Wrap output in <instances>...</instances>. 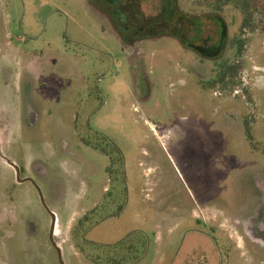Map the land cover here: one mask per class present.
I'll return each instance as SVG.
<instances>
[{"label":"rangeland","instance_id":"rangeland-1","mask_svg":"<svg viewBox=\"0 0 264 264\" xmlns=\"http://www.w3.org/2000/svg\"><path fill=\"white\" fill-rule=\"evenodd\" d=\"M237 1L245 12L176 0L209 31L208 16L226 24L222 56L206 59L166 32L133 34L142 16L158 23L162 0L117 5L128 30L100 0H0L13 40L25 42L18 57H43L0 74V264H61L51 214L7 159L60 214L64 264H77L74 244L81 264H139L149 253L140 264H264V241L243 235L264 227V0Z\"/></svg>","mask_w":264,"mask_h":264},{"label":"flooded vegetation","instance_id":"flooded-vegetation-1","mask_svg":"<svg viewBox=\"0 0 264 264\" xmlns=\"http://www.w3.org/2000/svg\"><path fill=\"white\" fill-rule=\"evenodd\" d=\"M166 5L164 7L163 5ZM164 7V9H163ZM163 11L160 14L166 13L167 17L163 15L161 18L158 17V23L151 26L141 25L138 30H136L133 34L135 35H143V36H154L159 35L161 33H168L172 38H175L183 47L187 50L197 53L206 59H215L222 56L223 51L227 44V27L221 17L218 16H208L207 18L210 23H214L216 27L215 31H209L206 26L203 24L201 19L196 17H189L181 14L176 8V0H162L161 10ZM168 18L169 20L167 21ZM146 19V18H145ZM147 21V20H146ZM246 21V19H245ZM244 21V22H245ZM244 29V28H243ZM246 29V27H245ZM209 79L206 82H202L201 85L208 87ZM247 125V124H246ZM246 129V128H245ZM248 135V134H247ZM96 152L103 153L104 156L109 157L106 151L99 146L93 147ZM109 169V168H108ZM23 173V168H21ZM30 178V177H28ZM258 214H264V207H260L258 209ZM235 229V230H234ZM231 230V229H230ZM241 230L238 227L232 226V231L235 232V236H238L237 231ZM193 231V230H192ZM243 231L246 237H250L253 241L255 239H259V242L264 241V227H250L248 225H244ZM222 233V241L224 243L229 244V246H233L232 248H236L234 241H232V235H228ZM261 240V241H260ZM231 241L233 243H231ZM212 243L215 248L222 250L221 243L218 239H213ZM257 243V242H256ZM258 243V244H260ZM238 247V245H237ZM223 259V255L220 256ZM208 259V256L204 258V260Z\"/></svg>","mask_w":264,"mask_h":264},{"label":"crops","instance_id":"crops-1","mask_svg":"<svg viewBox=\"0 0 264 264\" xmlns=\"http://www.w3.org/2000/svg\"><path fill=\"white\" fill-rule=\"evenodd\" d=\"M20 16V15H19ZM32 22L31 25L33 26V24L38 20L37 14L33 13L32 14ZM9 15H6V19H5V15L0 16V64L2 65V67H0V74H9L10 76H13L15 74H17V70L14 69L15 66L19 65V64H24V65H31L32 63L34 64V62H37L39 59H43V57L41 56H37V55H33L30 52H23V54L20 56V58L18 57V55L20 54V52L22 51V49L20 48V51L18 49V45L17 43H25L24 39L23 41L18 40V41H14L13 40V34H12V28L9 25L10 24V19H9ZM30 29H32V27H29ZM24 57V58H23ZM12 78V77H11ZM9 85V84H6ZM220 108H222V111L225 110V105H221ZM235 112L240 111L239 109H235ZM241 112V111H240ZM240 113H238V115H232L233 119L235 121L234 124H238L239 128V134L241 135L242 132V121L239 118ZM237 120V121H236ZM77 196V195H76ZM76 196H74V201L75 200H80L78 199ZM57 214V227L59 226V223L61 222L60 219V214ZM86 214L84 216L81 217V219H79V224L82 225L83 223H85L84 218H85ZM154 224V223H151ZM57 231V228H56ZM77 244H74V246H72V255L74 256L75 262H77V264H81L83 262H85L83 260V257L85 256L84 253L82 252V248ZM82 257V258H81ZM145 258H156L154 255L152 254H148L147 256H145L143 258V260ZM151 260L149 264H157L156 260L154 261ZM141 260L139 262V264L143 261ZM115 263H119L120 261H114ZM137 263V262H135Z\"/></svg>","mask_w":264,"mask_h":264},{"label":"trees","instance_id":"trees-1","mask_svg":"<svg viewBox=\"0 0 264 264\" xmlns=\"http://www.w3.org/2000/svg\"><path fill=\"white\" fill-rule=\"evenodd\" d=\"M101 2H103V3H105L107 6H115L114 8H113V16H115L114 17V20L116 19L117 20V22H119V24L121 25V28H122V30H128V23H127V20H126V17H125V13L124 12H122V11H120V9L119 8H117L116 6L117 5H119V4H121V2L123 1V0H100ZM226 2H230V3H235L237 6H238V8H240L243 12H245L246 10H245V7L244 6H241V5H239V3H238V1L237 0H226ZM163 15H165V17H167V15H166V13L164 12V14ZM167 19V21L169 20L168 18H166ZM137 22H139V24L140 25H144L145 24V22H146V19L142 16L140 19H138V21ZM247 26V22L245 21L244 22V24H243V28H245ZM140 27V26H139ZM119 33H120V31H118ZM121 34V33H120ZM242 50H243V44L241 45V46H239V48H238V53L240 54L241 52H242ZM234 66H230V67H228L227 69L228 70H232V69H234L233 68ZM220 80H224V76H223V78L221 79L220 78ZM208 86H210L209 84H208ZM209 88V87H208ZM248 126V125H247ZM247 133H248V137L250 138V140H252V137H251V134H250V129L247 127ZM85 220H87V219H84V221ZM141 240H138V242L139 243H141L140 242ZM135 246L134 245H131L130 247H129V250L131 251V253L134 251L135 252ZM119 260V259H118ZM124 260V259H123ZM119 261H121V260H119Z\"/></svg>","mask_w":264,"mask_h":264},{"label":"water","instance_id":"water-1","mask_svg":"<svg viewBox=\"0 0 264 264\" xmlns=\"http://www.w3.org/2000/svg\"><path fill=\"white\" fill-rule=\"evenodd\" d=\"M7 162H8V164L11 167H13L16 170V178H17V182L18 183L23 184V183H26V182H31L32 184H34V186L38 190L44 207L47 209V211L51 214V216L53 218V224H52L51 235H50L51 243H52L53 247L57 250V252L59 254V258H60L61 264H64L63 258H62L63 251L59 247V245L56 243L55 238H54L55 233H56V228H57V216H56V214L54 212L50 211V209L48 208L40 187L31 178H22V171H21V168H20L19 165L15 164L14 162H12L9 159H7Z\"/></svg>","mask_w":264,"mask_h":264}]
</instances>
